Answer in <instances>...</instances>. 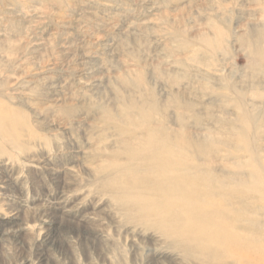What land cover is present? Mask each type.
Listing matches in <instances>:
<instances>
[{"label": "rangeland", "instance_id": "1", "mask_svg": "<svg viewBox=\"0 0 264 264\" xmlns=\"http://www.w3.org/2000/svg\"><path fill=\"white\" fill-rule=\"evenodd\" d=\"M252 47L264 0H0V213L19 215L0 219V264H209L163 213L144 219L106 190L150 130L184 143L178 171L214 170L228 192L241 182V225L260 222L264 242L247 189L264 174Z\"/></svg>", "mask_w": 264, "mask_h": 264}, {"label": "bare ground", "instance_id": "2", "mask_svg": "<svg viewBox=\"0 0 264 264\" xmlns=\"http://www.w3.org/2000/svg\"><path fill=\"white\" fill-rule=\"evenodd\" d=\"M251 52L259 60L264 59V47H252ZM124 120L133 121L129 114L124 115ZM183 145L170 137L160 141L151 130L146 139L133 136L124 149L131 154L136 169L128 171L126 166L116 165L119 174L109 178L106 190L114 192L113 198L121 208L144 219L147 215L163 213L170 231L186 247L175 240L184 254H197L209 264H264V242L253 236L256 231L260 234L261 228L257 226L260 222L250 220L247 228L241 225L238 215L241 182L228 192L225 181L214 170L198 166L194 170L178 171L179 157L190 159ZM249 183L247 189L255 193V199H261L264 208V174L255 170ZM213 184L217 191L211 189L215 187ZM202 186L206 188L204 191ZM3 214L0 213L1 220L19 221L15 212ZM246 229L248 232H244ZM45 243L52 246L50 238Z\"/></svg>", "mask_w": 264, "mask_h": 264}]
</instances>
